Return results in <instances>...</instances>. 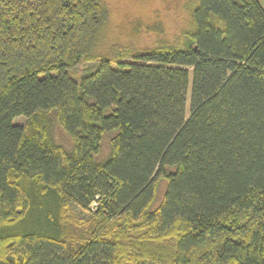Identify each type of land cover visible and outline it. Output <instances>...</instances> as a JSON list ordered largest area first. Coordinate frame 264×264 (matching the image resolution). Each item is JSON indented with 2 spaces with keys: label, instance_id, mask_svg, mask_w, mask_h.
I'll return each mask as SVG.
<instances>
[{
  "label": "trees",
  "instance_id": "obj_1",
  "mask_svg": "<svg viewBox=\"0 0 264 264\" xmlns=\"http://www.w3.org/2000/svg\"><path fill=\"white\" fill-rule=\"evenodd\" d=\"M0 264H264V0H0Z\"/></svg>",
  "mask_w": 264,
  "mask_h": 264
},
{
  "label": "rangeland",
  "instance_id": "obj_2",
  "mask_svg": "<svg viewBox=\"0 0 264 264\" xmlns=\"http://www.w3.org/2000/svg\"><path fill=\"white\" fill-rule=\"evenodd\" d=\"M158 6L157 3L152 4V8L156 9ZM159 8V7H158ZM155 14H158V16L160 17V19L162 20V22L165 23V29L167 34H172L173 31H175V27L179 26L178 24L180 23L181 20H178L175 22L174 19V15L170 12H166L163 9L159 8L158 11L155 10ZM146 14V15H145ZM143 15L145 16H149L151 18H154L155 15L152 14H148V13H143ZM152 41V37L151 36H146L144 35L142 37V41L140 42V46H144V45H149ZM97 66L96 62H91V63H84L81 65H78L76 68L73 69H68L66 70L67 75L73 79L75 82H79L81 80V78L85 75H88L89 72L93 71ZM51 74H55V72L51 73ZM187 101L189 103V90L187 92ZM188 107V104H187ZM186 114L188 115V112H186ZM25 122V119L23 117H18L15 118L13 120L14 124H23ZM54 138L57 144L63 146L66 149H70L72 146V142L70 141V139L62 132V130L58 127V125H55L54 128ZM109 139H110V135L105 136L104 138V142L102 145V154H107L109 152ZM165 181H161L159 188L157 190V199H156V206L159 204V202L161 201L163 194H164V190H165ZM72 213L74 216L76 217H80V218H87L89 216V213L81 211L75 207H72Z\"/></svg>",
  "mask_w": 264,
  "mask_h": 264
}]
</instances>
